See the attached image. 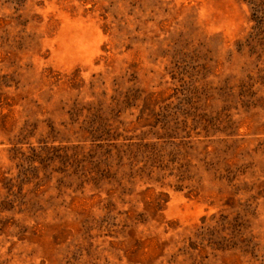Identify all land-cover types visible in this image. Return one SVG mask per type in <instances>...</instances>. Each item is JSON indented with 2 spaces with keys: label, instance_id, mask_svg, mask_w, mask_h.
Instances as JSON below:
<instances>
[{
  "label": "rangeland",
  "instance_id": "rangeland-1",
  "mask_svg": "<svg viewBox=\"0 0 264 264\" xmlns=\"http://www.w3.org/2000/svg\"><path fill=\"white\" fill-rule=\"evenodd\" d=\"M0 264H264V0H0Z\"/></svg>",
  "mask_w": 264,
  "mask_h": 264
}]
</instances>
